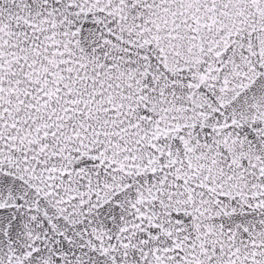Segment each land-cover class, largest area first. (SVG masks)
Returning a JSON list of instances; mask_svg holds the SVG:
<instances>
[{"label":"snow or ice","instance_id":"1","mask_svg":"<svg viewBox=\"0 0 264 264\" xmlns=\"http://www.w3.org/2000/svg\"><path fill=\"white\" fill-rule=\"evenodd\" d=\"M0 264H264V0H0Z\"/></svg>","mask_w":264,"mask_h":264}]
</instances>
